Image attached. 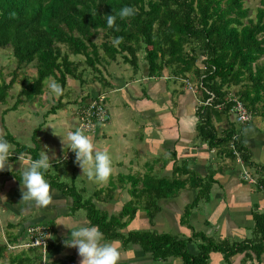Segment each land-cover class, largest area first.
<instances>
[{
  "label": "trees",
  "instance_id": "16d2710c",
  "mask_svg": "<svg viewBox=\"0 0 264 264\" xmlns=\"http://www.w3.org/2000/svg\"><path fill=\"white\" fill-rule=\"evenodd\" d=\"M124 6L134 7L136 14L124 20L117 17L115 27L108 28L105 16L115 15ZM116 37H123L118 46L112 43ZM0 49H7L14 60L7 79L0 73V104L5 103L14 84L20 87L10 109L24 100L41 96L46 77H53L63 87L64 96L68 79L78 82L79 86L85 84L83 67L104 86L106 81L98 66L120 58L136 72L137 54L143 53L146 77L160 79L166 76L164 71H169L174 82L180 79L183 84L192 80L197 85L200 102L194 111L196 138L209 149L217 148L219 154L230 160L236 159L232 150L236 152L237 159L255 174V191L264 193V165L251 160L242 140L248 123H228L219 134L213 125L227 118L231 97L238 99L264 125L263 7L256 8L250 18L243 0H0ZM28 70L32 71L31 75ZM232 89L233 95L229 96ZM62 96L45 116L65 106ZM38 130L39 127L32 130L29 147L18 144L7 133L0 136L13 146V156L23 153L35 160L41 150L35 136ZM173 157L171 153L172 164L167 175L156 174L153 168L160 162L158 168L162 169L169 160L155 159L143 166L142 173L110 176L105 187L95 189L86 198L82 197L83 188H77L72 181H60L50 169L44 178L69 199L71 212H84L88 226L98 227L105 240L117 241L123 247L135 245L155 262L178 258L181 264H208L210 255L217 254L219 264H230L236 255H242L240 264L252 261L259 264L264 254V213L257 205L250 206V237L239 241L191 230L188 216L199 208L198 203L209 201L213 173L200 177L184 161L175 162ZM1 176L20 180L5 171H0ZM124 188L128 200L116 214L109 215L93 203L108 202L116 189ZM183 190L194 193L179 218L180 225L190 231L189 236L151 230L125 231L138 211L151 224L160 210L158 202L172 199ZM16 227L5 226L4 239L0 242V264H53L47 259L43 263L36 247L9 251L26 239L20 240L21 234L14 233ZM191 243L193 252L188 250ZM49 247L48 241L47 254Z\"/></svg>",
  "mask_w": 264,
  "mask_h": 264
},
{
  "label": "crops",
  "instance_id": "0c3cea01",
  "mask_svg": "<svg viewBox=\"0 0 264 264\" xmlns=\"http://www.w3.org/2000/svg\"><path fill=\"white\" fill-rule=\"evenodd\" d=\"M141 78L140 82H143L145 86L142 87L139 95H135L136 99L132 101L135 112L144 123L142 132L137 135L138 145L135 148L136 154L141 155L142 160L138 162L127 159H123L121 162L116 161L112 164L114 174H121L116 172V169L119 166L122 167L125 163L127 164L125 169L137 163L143 167L155 159L159 161L169 160L171 159V153L174 155L173 161H184L200 177L212 172L214 184L210 191V199L201 208L199 207L190 212L188 216L190 229L231 242L247 239L246 235L250 234L252 227L249 214L250 206L253 204L257 205L260 212L264 209V193L255 191L254 183L248 184L242 179V173H246L250 179H254L255 174L239 160H230L219 154L217 148L209 149L205 144L198 141L194 131L196 122L194 111L200 102L198 93L189 91L184 84L177 86L178 88H167L163 79L165 77L154 79L155 81L152 84L148 82L150 78L145 76H141ZM129 80L131 82L132 78ZM133 81L135 80L133 79ZM119 84L121 89L130 85L129 82L125 84L122 80H119ZM77 100V102L82 101L80 98ZM172 108L175 113L171 112ZM228 118L227 116V118H222L219 122L213 123L217 134L225 129L228 123H233L230 120L227 122ZM223 124L226 125L224 126ZM253 125V122H248L246 129H251V131H243L242 140L250 153L251 160L256 164L264 165V140L261 139L258 130H256L260 129L259 124L258 128ZM0 130V134H2V128ZM20 130L32 132L31 128L25 124L20 127ZM109 133L111 132L109 131ZM98 135L99 129L96 134L91 136L94 138ZM101 135L104 134L101 132ZM40 144L42 150L43 145L42 143ZM53 153L55 158L51 159ZM70 153L66 145H60L49 153L52 163V174L56 175L59 180L60 177L67 179V183L72 181L76 187L75 182L79 181L82 184L79 188H83L84 192H87V196L95 189L101 188V183L97 184L88 181L86 176H82V170L76 164L71 165ZM159 164L160 162L154 166V172L167 175L172 161L169 160L162 169L158 168ZM4 171L15 174L20 179L16 180L10 176L0 177V222H4V227L7 224L16 225L14 233L21 234L20 240H22L25 238V230L28 227L33 225L45 226L49 229L50 247L47 260L53 264H79L80 258L77 255V250L65 247V240L70 236L69 230L62 225H57L70 220L77 227L81 225L88 226L85 217H81L76 211L71 212L69 210V199L52 187L54 203L47 208H36L29 204H19L23 168L20 167L18 156H13V154L10 156L9 165ZM46 181L48 182V180ZM181 192H184L182 196H180ZM181 192L172 199L158 202L160 210L151 224H148L144 214L138 211L125 228V231L151 230L158 233L164 232L172 235L182 236L184 234L183 236H189L190 231L180 225L179 218L185 205L192 201L194 193L189 190ZM121 193L126 196L124 200L126 202L128 195L124 188V190L118 189L108 202L93 201V203L98 209L107 212L109 215L116 214L124 203L119 200V197L122 196ZM222 214L224 218L220 220ZM157 219L162 222L160 227H157V223H159ZM173 220L176 221L177 229L174 228V223L172 224ZM159 228L161 230H158ZM166 230H170L171 233ZM186 230L188 233H186ZM118 247L121 252L119 264H181L178 258L155 262L148 254L142 253L135 245L123 247L118 242ZM241 259L242 255H236L231 259L230 264H240ZM220 261L219 255L211 254L208 264H219ZM249 264L256 263L252 261ZM259 264H264V254L261 255Z\"/></svg>",
  "mask_w": 264,
  "mask_h": 264
},
{
  "label": "rangeland",
  "instance_id": "374dc122",
  "mask_svg": "<svg viewBox=\"0 0 264 264\" xmlns=\"http://www.w3.org/2000/svg\"><path fill=\"white\" fill-rule=\"evenodd\" d=\"M243 4L244 7L248 9V15L250 18H253L256 8L263 7L264 9V0L262 6L260 5V0H243ZM142 56L143 53L141 52L137 54L138 69L136 72L134 71L135 73L132 71L128 64H123L120 58H117L115 62H108L107 64L104 63L102 66H98L101 76L104 78V81H106V84H104V86L101 84V82L92 78L91 74H89L88 71L83 67V77L86 81L85 84L79 86L78 82L68 79L65 87L66 95L62 96V102L65 103V106L61 109L56 110L53 114H48L47 116H45L44 114L49 110L50 106L54 105L57 102L58 97L53 96L46 85H44L43 87L41 96L36 97L30 101L24 100L20 104L16 105L14 109H10L12 104L16 100V95L19 92L20 88L18 84H14L7 93L8 96L5 100V103L0 104V117L2 116L3 126L2 134L7 133L11 135L14 140L18 142V144L29 147L31 146L30 137L32 133L28 131H21L20 127L24 124L28 125L31 128V131L33 128L35 129L39 127V131L36 132L35 136L43 145V149L40 150V154L42 152H47V154L49 155L52 150H55L60 145H63L61 143V138L65 139V145L67 146V132L72 131V129L75 130L77 128L78 124L75 116L80 104L79 102H77V99L83 96L87 97V99H91L93 97L101 95L105 110L108 114L109 121L107 120L108 123L105 122L99 125V135L92 138L96 148L101 150L107 149L111 156L112 164L116 161L121 162L123 161V159L134 160L136 162L142 160V157H140L141 155L136 154L135 148H137L138 145L137 135L142 132L144 123L139 115L135 112L132 101L136 99L135 95H139L140 90L143 86H145L143 85V82H140V79L142 80L141 76L146 77V67L145 63L143 62ZM70 59L77 60V58L75 57H71ZM13 67L14 60L10 56L9 51L7 49H0V73L3 79H7V73L12 70ZM168 72L169 71L163 72L164 74H166V76H164L165 78L163 79L165 80L164 83L166 84L167 88H178L179 86H182L184 84H182V81L180 79L174 82L172 76H169ZM27 73L28 75L32 74L30 70H28ZM131 78L132 80L130 82L129 79ZM133 79L135 81H133ZM119 80H122L125 84L129 82L130 85L121 89ZM154 81V79H148V82L151 84ZM189 82L193 83L192 80H189ZM232 95L233 89L229 92V96ZM87 99L83 100L82 104H85ZM5 109L9 110L2 114ZM171 112H174L173 108ZM73 115L75 118L73 117ZM228 117L229 118L227 119V122L228 120H230L234 123L232 117L229 116V114ZM249 122H253L257 128L259 124L260 129L258 128L256 130H258V134L259 136H261V139L264 140V125L262 124L261 120L251 115V119ZM53 131L56 136L53 135ZM109 131L111 133H109ZM101 132L104 135H101ZM11 151L12 148L10 150V153L12 155L13 153ZM70 157L71 165H75V154L71 152ZM126 165L127 164L125 163L122 167H117L116 172H120L121 174H133L137 172L142 173L144 171V167H142L138 163L136 165L133 164L132 166H129V168H127L128 170L125 169ZM51 168L50 173L52 174ZM111 175L112 178L115 177L116 174H114V170L112 171ZM66 180L60 177V181ZM75 183L77 185V188L82 186L79 181ZM106 183H101V187H105ZM125 187L127 188L128 186L126 185ZM117 190L118 189L115 190L114 195ZM121 194L122 196L119 197V200L121 202H124L126 196H124L123 193ZM183 194L184 192H181L180 196H182ZM82 197L86 198L87 192L83 193ZM198 206L201 208V206H204V204L201 202L198 203ZM76 212H78L77 214L81 215V217H84V212L82 210H78ZM262 213H264V209L262 210ZM221 218H224L223 214L220 216V220ZM157 221H159V223H157V227H160L162 222H160V220L158 219ZM3 223L0 222V242L3 241L5 234V227ZM173 223L174 228L177 229L176 221L173 220L172 224ZM158 230H161V228H159ZM166 231L171 233L170 230ZM186 233H188L187 230ZM246 236L249 238L250 234H247ZM193 248L194 245L193 243H191L188 246V250L193 252ZM18 249V246H14V250L9 251L13 252L17 251Z\"/></svg>",
  "mask_w": 264,
  "mask_h": 264
},
{
  "label": "clouds",
  "instance_id": "9594fccd",
  "mask_svg": "<svg viewBox=\"0 0 264 264\" xmlns=\"http://www.w3.org/2000/svg\"><path fill=\"white\" fill-rule=\"evenodd\" d=\"M135 14L134 7L124 6L115 15L105 16L107 27L114 28L117 17L124 20ZM122 42L123 37H116L112 41L114 46H118ZM43 84L55 97L62 96L64 93L63 87L51 76L46 77ZM86 127L88 126L81 125L74 131H68L67 146L75 154V164L82 170V176H86L87 180L92 183H106L113 171L111 156L107 149L96 148L92 137L85 133ZM245 131L249 132L251 129H245ZM53 135H55L54 131ZM61 143L65 145V139L61 138ZM11 148L12 145L3 136H0V171H4L9 165ZM54 158L55 154L53 153L51 159ZM51 159L47 152H42L35 160L30 156L26 157L23 153L18 155V162L23 168L19 204L47 208L54 203V192L44 178V173L52 167ZM61 225L70 232V236L65 240V247L77 250V255L80 258L79 264H119L121 252L118 242H106L98 227L84 225L77 227L70 220L57 226Z\"/></svg>",
  "mask_w": 264,
  "mask_h": 264
},
{
  "label": "built area",
  "instance_id": "2783aa9c",
  "mask_svg": "<svg viewBox=\"0 0 264 264\" xmlns=\"http://www.w3.org/2000/svg\"><path fill=\"white\" fill-rule=\"evenodd\" d=\"M184 86L191 92H196L197 85L190 83L189 81H184ZM210 100L207 99L205 103ZM229 100L230 107L228 108V114L232 117L234 123L237 125H242L248 123L251 119L250 112L245 108V106L235 97H231ZM77 127L81 125H87L85 129L86 134L94 135L98 130V126L107 122L108 114L105 110L103 99L101 96H96L89 98L85 104H81L76 113ZM232 148V147H230ZM232 154L237 159V153L232 150ZM238 160V159H237ZM242 179L248 182V184H253L254 179L248 178L246 173H242ZM25 240L18 245L19 248L36 247L40 250L42 254V260L47 259L46 246L49 241V233L45 226L35 225L33 227L27 228L25 234ZM14 249L11 247L10 250Z\"/></svg>",
  "mask_w": 264,
  "mask_h": 264
}]
</instances>
